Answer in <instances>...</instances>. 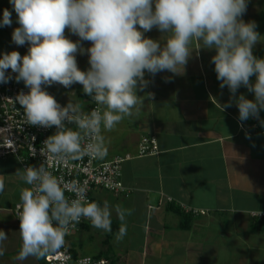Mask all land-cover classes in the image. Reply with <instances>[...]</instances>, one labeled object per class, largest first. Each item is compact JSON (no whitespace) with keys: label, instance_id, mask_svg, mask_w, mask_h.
Segmentation results:
<instances>
[{"label":"clouds","instance_id":"1","mask_svg":"<svg viewBox=\"0 0 264 264\" xmlns=\"http://www.w3.org/2000/svg\"><path fill=\"white\" fill-rule=\"evenodd\" d=\"M18 27L12 41L29 45L27 53L0 54V84L13 79L23 81L27 93L21 91L13 104L23 109V124L45 129L54 134L43 141L40 154L46 159L39 166L17 169L15 176L30 187L20 188L16 205L21 246L16 261L34 258H56L62 255L66 237L82 219L106 233L112 232V213L121 222L115 234L120 242L127 235L126 218L131 209L103 205L87 198V182H66L49 170L50 165H66L84 157L103 160L108 155L104 132H111L126 118L140 114L145 99L154 93L138 95L150 83L145 79L168 71L183 74L193 50H215L211 57L220 88L231 96L220 110L236 104L239 121L250 117L259 120L264 110V58L253 54L264 37L256 30L255 21L245 22L248 0H9ZM12 25V12L3 10L0 27ZM153 28L162 36L145 35ZM66 30L79 39L73 41ZM82 41L90 42L85 48ZM195 43V47L193 44ZM77 53L88 55L89 67L81 70ZM255 77L253 82L250 78ZM171 78L166 77L168 82ZM54 84L70 88L82 85L85 95L96 107L85 109L86 101L69 99L62 106L46 91ZM244 86L254 99L236 96ZM75 96V93H71ZM264 126V121H261ZM74 126V127H70ZM15 151V142L7 137L0 144ZM31 155L35 150L30 146ZM5 181L0 176V193ZM71 193L66 196L65 193ZM8 239L0 230L2 244Z\"/></svg>","mask_w":264,"mask_h":264},{"label":"crops","instance_id":"2","mask_svg":"<svg viewBox=\"0 0 264 264\" xmlns=\"http://www.w3.org/2000/svg\"><path fill=\"white\" fill-rule=\"evenodd\" d=\"M5 8L12 12V25L0 27V54L15 50L25 55L29 45L12 41V32L19 26L16 13L9 0H0V19ZM242 19L255 21L264 37V0H248ZM65 35L79 39L67 30ZM145 35L160 39L162 33L153 28ZM81 43L90 46L88 41ZM253 54L264 58V42L255 45ZM213 55L214 49L193 50L183 74L163 71L153 77L145 73L150 83L137 94L151 92L154 99L144 100L138 116L103 133L108 155L98 160L131 156L121 168L127 194L99 188L92 192L101 205L108 201L113 209L119 204L132 210L126 218L127 235L115 241L121 222L113 210L116 229L110 237L85 224L67 240L72 253L104 256L110 264H264V220L249 215L253 210L264 211V129H258L264 110L257 123L240 122L235 103L220 110L219 104H226L231 93L227 86L220 88ZM76 59L80 69L89 67L87 54L77 53ZM166 77L171 79L166 82ZM81 86H73L78 95H82ZM63 88L59 84L46 87L57 100ZM240 94L254 99L244 86L237 90L236 96ZM142 136L156 139L155 153L137 155ZM17 169L22 168L15 157L0 159V176L5 181L0 193V230L8 235L0 264H41L43 259H14L21 238L12 208L20 202V188L29 187L15 176ZM185 208L199 213L189 217V226L183 229Z\"/></svg>","mask_w":264,"mask_h":264},{"label":"built area","instance_id":"3","mask_svg":"<svg viewBox=\"0 0 264 264\" xmlns=\"http://www.w3.org/2000/svg\"><path fill=\"white\" fill-rule=\"evenodd\" d=\"M6 74H11L13 79L6 84H0V144L8 137L15 142L16 150L13 151L7 147H0V159L9 156L15 157L22 169L28 165L39 166L46 159L40 154L43 141L48 136L54 134L56 129L54 127L45 129L38 126L23 124V109L18 102L13 104L12 101H15V97L19 92L23 91L27 93L29 89L25 87L23 81L19 83L15 81L16 74L12 73L11 69L7 70ZM46 91L48 90L46 89ZM57 101L64 106L59 100ZM86 102V110L96 107L90 100V97L86 98ZM30 146L35 150L34 156L31 155ZM156 149L157 143L154 137L142 136L138 143L137 155L153 154L156 152ZM129 158H131L129 154L115 155L110 160L100 162L84 157L79 161H70L66 165H50L49 170L53 175L63 177L66 182H79L81 184L87 182V198L90 201H95L92 192L97 188L117 195L127 194V190L121 184L120 178L122 163ZM65 194L66 196L72 195L67 192ZM17 204L18 203L13 206L12 214L19 228L20 222L17 217ZM184 211L193 214L199 213L197 210H192L190 208H185ZM249 215L253 219L264 220V211L253 210L249 212ZM85 224H90V222L87 219H82L77 227L71 230L70 235L66 237V245L65 248L61 250V256L43 259V262L45 264H110L108 258L104 256H79L71 252L67 240Z\"/></svg>","mask_w":264,"mask_h":264},{"label":"rangeland","instance_id":"4","mask_svg":"<svg viewBox=\"0 0 264 264\" xmlns=\"http://www.w3.org/2000/svg\"><path fill=\"white\" fill-rule=\"evenodd\" d=\"M88 69V65H86L85 67H82V69L81 70H87ZM73 86H76V87H79V86H81L80 84H73L71 87H73ZM82 87V86H81ZM59 89H61V87L59 88ZM64 90H60L61 92L59 93L58 92V100L63 104V105H66L67 104V102L69 101V99H73V100H75V99H80V100H84V101H86V99H85V97H83L82 95H78L77 93H75L74 92V90H75V87H73V89L71 88H63ZM77 89V88H76ZM64 91H66V92H68V93H70V95L69 94H67L66 92H64ZM71 91V92H70ZM75 93V96H73L71 93Z\"/></svg>","mask_w":264,"mask_h":264},{"label":"trees","instance_id":"5","mask_svg":"<svg viewBox=\"0 0 264 264\" xmlns=\"http://www.w3.org/2000/svg\"><path fill=\"white\" fill-rule=\"evenodd\" d=\"M82 95H85L83 92H81ZM87 96V95H86ZM88 97V96H87ZM86 97V98H87ZM246 123H257L258 122V119L256 118H249L248 120L245 121ZM258 129H264V126H262L261 123H259L258 125ZM172 209H175V210H178V207H175L173 205H171ZM194 214L193 213H187L185 212L184 213V222L182 223L181 227L184 229V228H187L189 226L188 224V220H189V217L193 216ZM114 222H112V232L109 233V237L110 235L115 231L116 227L114 226ZM73 254L75 255V253L73 252ZM98 257V256H97ZM41 264H45L43 261L41 262Z\"/></svg>","mask_w":264,"mask_h":264}]
</instances>
